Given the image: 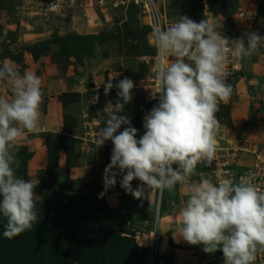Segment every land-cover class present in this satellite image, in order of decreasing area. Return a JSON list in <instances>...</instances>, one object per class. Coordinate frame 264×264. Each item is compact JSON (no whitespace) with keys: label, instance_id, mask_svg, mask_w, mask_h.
<instances>
[{"label":"rangeland","instance_id":"1","mask_svg":"<svg viewBox=\"0 0 264 264\" xmlns=\"http://www.w3.org/2000/svg\"><path fill=\"white\" fill-rule=\"evenodd\" d=\"M26 1L0 0V65L12 63L21 73L30 70L38 76L52 68L66 89L56 99L64 109L73 106L74 112L67 111L62 118L68 136L48 142L45 170L30 169L27 149L21 143L17 146V176L39 181L38 218L31 230L8 239L3 236L7 221L0 215V264H149L155 240L156 264H224L221 250L208 254L202 245H191L181 237L178 203L188 199V184L182 196L180 183L172 190H150L134 179L132 189L144 192L137 199L121 187L125 173L119 169L112 170L114 186L92 194L84 191L85 179L71 177L72 169L92 164L94 169L100 163V159H78L77 144L107 151L108 157L112 153L111 140L99 146L97 135L106 126L105 105L120 99L115 87L105 95L109 81L115 85L129 78L135 85L132 100L119 113L131 124L122 125L118 133L131 126L139 139L146 131L144 118L158 104L147 91L156 54L142 9L91 7L87 0H74L66 3L63 13L51 14L53 0ZM160 2L169 19L186 15L195 22L208 20L229 39L244 37L246 46V33L264 36V0ZM246 9L254 13V22H235L233 17ZM224 70L233 92L216 113L220 124L216 140L233 156L226 158L230 159L226 168L197 167L192 175L197 180L190 181H199L201 173L213 183L227 177L238 181L249 172L264 170V47L242 60L230 58ZM4 86L0 82V96L5 95ZM75 129L80 131L79 139L74 138ZM61 150L67 159H58ZM259 190L264 191V184ZM253 264H264V251L257 252Z\"/></svg>","mask_w":264,"mask_h":264},{"label":"clouds","instance_id":"2","mask_svg":"<svg viewBox=\"0 0 264 264\" xmlns=\"http://www.w3.org/2000/svg\"><path fill=\"white\" fill-rule=\"evenodd\" d=\"M246 36L247 46L244 37L229 39L217 25L195 22L186 15L167 28L157 24L151 33L158 59L152 90L159 102L144 118L145 133L137 139V129L131 126L118 133L122 125L131 124L119 115L135 87L124 78L105 85V95L115 87L120 99L105 105L106 126L97 134L99 146L108 140L113 144L105 186L115 185L113 169L125 173L121 187L137 199L144 192L132 189L134 179L150 190H172L187 183L189 196L179 209L181 237L191 245H202L208 254L221 250L224 264H253L257 252L264 251V191L257 190L252 174L216 183L203 179V173L199 181L190 178L199 164L211 166L216 157L220 127L216 113L233 92L226 63L264 47V36L258 32ZM169 56L175 59L166 64ZM0 82L11 89V98L0 96V215L7 221L3 236L12 239L31 230L38 218L39 181L17 176L16 149L24 135L39 126L43 90L34 71L21 73L12 63L0 65Z\"/></svg>","mask_w":264,"mask_h":264},{"label":"crops","instance_id":"3","mask_svg":"<svg viewBox=\"0 0 264 264\" xmlns=\"http://www.w3.org/2000/svg\"><path fill=\"white\" fill-rule=\"evenodd\" d=\"M30 1L31 0H28L26 1V3H29ZM46 69L47 70H42L43 73L39 76L42 80L43 92H45V96L40 106L41 116L39 126L36 131L26 133L20 141V145L25 147L30 155L31 160L29 161V168L35 172L43 171L47 167L49 159L48 142H59L60 140H62L63 136H68V134H64V121L62 120V118L64 114L67 113V111H71V114H73L74 112L72 111L73 106H71V108L64 109L56 99L58 96L62 95L66 89L64 88V85H62V82L59 79L58 75H55L52 72V68L48 69L47 67ZM4 87L5 90L1 88V91L5 93L8 98H11L10 87L7 85ZM79 133L80 131L78 129L74 130L73 135L75 139H79ZM75 152L79 157L78 159H100V163H98V166H95L94 169V164H92L91 166L80 167L78 169L71 170V177L85 179V193L92 194L99 188L101 189L102 187H106L104 178L105 168L108 166V156H106L108 154L107 151L99 152V149L93 150V148L91 149L87 145L77 144ZM58 159H67L65 152H62L61 150ZM203 175L204 178L205 176H207L205 174ZM190 179L197 180L194 179V177L192 178V176ZM186 184L187 183H180L181 186L178 188L179 193L182 194V196L185 193L184 191L186 190ZM178 204L180 205V207H183L184 205V203L182 202ZM164 217H168V213H166V215L164 214ZM169 236L167 235V238H169Z\"/></svg>","mask_w":264,"mask_h":264},{"label":"built area","instance_id":"4","mask_svg":"<svg viewBox=\"0 0 264 264\" xmlns=\"http://www.w3.org/2000/svg\"><path fill=\"white\" fill-rule=\"evenodd\" d=\"M68 1H70V5H71V1L74 0H53V3L50 5L48 12H50L51 14H60L61 12L63 13L65 11V7L66 3H68ZM89 2V5L91 7L94 6H98V7H104V6H108L111 7L113 9H119V8H128L129 6H136V7H140L142 9V14L145 16L146 20H147V26L150 30V45L151 47L155 50V54H156V49L153 46L152 42H151V33L153 31V28L159 24V26H161L162 28H167L169 27L171 24L175 23L176 21H173L171 19H169L165 13V6H161V2L160 1H165V0H87ZM163 11V13L161 12ZM235 22H240V23H245V24H252L254 21V13L251 11L246 10H239V12L233 17ZM172 58V56H169L165 59V63H167L169 61V59ZM157 66H158V59H157V54L154 58V67L148 77V94H149V98L151 100H155L157 103L159 102V96H153V90L155 87V72L157 70ZM229 153H226V151L224 149H222V147L220 145L217 144V152H216V157L215 159L212 161L211 166H205L204 164H199L197 167H204V168H210L213 167L214 169H220L219 167H224L226 168L228 162L226 163V161L230 160V159H226V158H232L233 155H228ZM111 154H109V157L107 159L109 164L111 163ZM259 169V168H258ZM256 173L254 171L249 172V174H252L253 177V182L256 184L257 190H259V187H263L264 181H263V177H264V170L263 171H259ZM228 174V172H227ZM248 174V175H249ZM243 177V176H241ZM240 177V178H241ZM263 178V179H262ZM263 183V184H262ZM156 247H154V253L152 254L151 258H150V263L149 264H156Z\"/></svg>","mask_w":264,"mask_h":264},{"label":"bare ground","instance_id":"5","mask_svg":"<svg viewBox=\"0 0 264 264\" xmlns=\"http://www.w3.org/2000/svg\"><path fill=\"white\" fill-rule=\"evenodd\" d=\"M154 246L156 247L157 245H156V240H155V244H154Z\"/></svg>","mask_w":264,"mask_h":264}]
</instances>
